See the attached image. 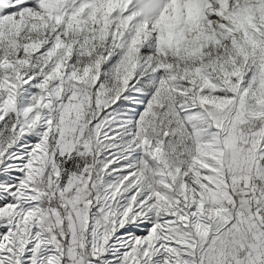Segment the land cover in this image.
I'll list each match as a JSON object with an SVG mask.
<instances>
[{"label":"snow or ice","instance_id":"obj_1","mask_svg":"<svg viewBox=\"0 0 264 264\" xmlns=\"http://www.w3.org/2000/svg\"><path fill=\"white\" fill-rule=\"evenodd\" d=\"M0 264H264V0H0Z\"/></svg>","mask_w":264,"mask_h":264}]
</instances>
